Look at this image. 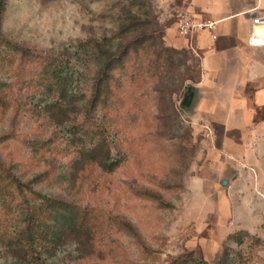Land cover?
Instances as JSON below:
<instances>
[{"label": "rangeland", "instance_id": "rangeland-1", "mask_svg": "<svg viewBox=\"0 0 264 264\" xmlns=\"http://www.w3.org/2000/svg\"><path fill=\"white\" fill-rule=\"evenodd\" d=\"M148 1L160 25L158 41L181 50L183 57L179 67L159 77L157 90L142 89L138 106L123 110L122 121L106 130L112 158L121 154L124 163L110 173L99 172L97 165L84 169L75 164L70 150L79 143L73 141V131L102 124L100 110L0 107L5 165L28 183L10 207L0 203V229L14 230L28 208L48 195L102 205L123 223L95 246L72 238L55 248L43 240V264H171L174 258L216 262L226 250L241 253L236 264H264V74L258 84L248 83L237 93L235 87L201 84V50L193 39L191 44L193 35H181L177 26L184 14L209 18L201 3L208 0H198L201 5L197 0ZM123 3L6 0L0 17V49L5 51L1 81L12 79L4 63L16 57L14 44L51 53L73 48L80 39L110 36ZM136 34L114 39L113 49L119 52ZM189 84L196 91L185 106ZM36 139L44 142L37 146ZM46 168L50 180L30 181ZM238 233L241 243L233 236ZM0 264L37 263L16 259L0 242Z\"/></svg>", "mask_w": 264, "mask_h": 264}, {"label": "trees", "instance_id": "trees-1", "mask_svg": "<svg viewBox=\"0 0 264 264\" xmlns=\"http://www.w3.org/2000/svg\"><path fill=\"white\" fill-rule=\"evenodd\" d=\"M121 1L124 3L116 17V29L110 36L80 39L73 48L65 47L51 53L14 44L16 57H7L4 63L9 66L12 79H0V107L4 109H29L43 104L48 112L55 107L65 110L77 106L86 107L89 111L100 110L103 113L102 124H95L93 129L79 125L73 131V141L79 146L70 152H74L77 166L85 169L89 165H97L99 172L109 173L121 166L125 157L120 154L119 158H112L106 130L122 121L120 113L123 110L131 111L138 106L144 95L142 89L157 90L159 77L164 71L171 72L179 67L183 57L181 50L158 41H161L158 35L160 25L150 1ZM5 4L6 0H0V17ZM134 32H137L136 36L119 52L113 49L114 39ZM3 53L5 51L0 49V55ZM37 93L39 98L36 99ZM6 140L0 137V144H5ZM33 142L39 146L44 141L36 139ZM50 146L57 149L53 144ZM74 169L75 166L70 167V170ZM50 173L51 169L46 168L30 181L50 180ZM25 186L28 183H23L12 169L6 167L0 151L2 207H10V200H15L17 192L26 193ZM121 223L102 205L41 195L40 203L28 208L19 226L14 230L0 229V242L5 251L16 259L43 264V240H49L55 248L72 238L80 244L87 242L95 246L103 240L104 233L120 227ZM240 234L233 235L239 243L243 240ZM240 256V252L232 254L231 250H226L216 262L174 258L171 264H236Z\"/></svg>", "mask_w": 264, "mask_h": 264}, {"label": "crops", "instance_id": "crops-1", "mask_svg": "<svg viewBox=\"0 0 264 264\" xmlns=\"http://www.w3.org/2000/svg\"><path fill=\"white\" fill-rule=\"evenodd\" d=\"M201 3L209 18L218 20L213 31L198 32L190 38L191 44L193 39V45L202 53L201 84L231 91L235 87L236 93L243 91L240 88L248 83L251 86L258 84L264 78V54L259 47H264V44L253 43L255 37L252 26L256 23L255 17L264 18V0H256L255 4L234 0H208ZM203 97L207 99L208 96Z\"/></svg>", "mask_w": 264, "mask_h": 264}, {"label": "built area", "instance_id": "built-area-1", "mask_svg": "<svg viewBox=\"0 0 264 264\" xmlns=\"http://www.w3.org/2000/svg\"><path fill=\"white\" fill-rule=\"evenodd\" d=\"M256 23H263L264 18L259 16L254 18ZM218 20L212 18H202L193 16L190 14H184L178 21L177 29L181 35L188 36L194 35L198 32L202 31H213L216 27ZM253 39L254 44H262L264 43V37L260 35H255Z\"/></svg>", "mask_w": 264, "mask_h": 264}, {"label": "water", "instance_id": "water-1", "mask_svg": "<svg viewBox=\"0 0 264 264\" xmlns=\"http://www.w3.org/2000/svg\"><path fill=\"white\" fill-rule=\"evenodd\" d=\"M252 33L264 37V22L261 24L254 23L252 26ZM195 91H196V86L189 84L187 87L186 95L183 99V104L185 106H189L192 103L193 97L195 95ZM223 183L226 184L227 180L224 179Z\"/></svg>", "mask_w": 264, "mask_h": 264}, {"label": "bare ground", "instance_id": "bare-ground-1", "mask_svg": "<svg viewBox=\"0 0 264 264\" xmlns=\"http://www.w3.org/2000/svg\"><path fill=\"white\" fill-rule=\"evenodd\" d=\"M264 44V43H263Z\"/></svg>", "mask_w": 264, "mask_h": 264}]
</instances>
